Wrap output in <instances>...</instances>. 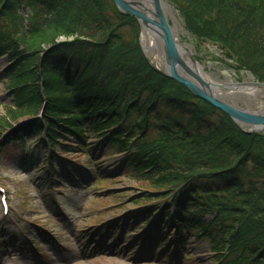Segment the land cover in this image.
Masks as SVG:
<instances>
[{
    "label": "trees",
    "instance_id": "16d2710c",
    "mask_svg": "<svg viewBox=\"0 0 264 264\" xmlns=\"http://www.w3.org/2000/svg\"><path fill=\"white\" fill-rule=\"evenodd\" d=\"M168 1L199 42L217 44L236 71L264 81V0ZM139 32L138 21L113 0H0V56L12 61L5 85L13 99L0 133L25 120L2 145L40 134L35 114L44 96L56 179L72 174L70 167L56 172L64 161L57 153L80 150L89 162L98 144L122 154L123 172L153 191L136 202L164 199L163 214L137 235L138 253L184 264L193 258L183 250L186 232L215 253L214 264H264V134L244 132L157 70L142 52ZM92 138L98 139L89 147ZM40 146L46 148L42 139ZM176 226L174 243L156 248Z\"/></svg>",
    "mask_w": 264,
    "mask_h": 264
},
{
    "label": "rangeland",
    "instance_id": "374dc122",
    "mask_svg": "<svg viewBox=\"0 0 264 264\" xmlns=\"http://www.w3.org/2000/svg\"><path fill=\"white\" fill-rule=\"evenodd\" d=\"M166 1L171 6L166 16L175 29L177 43L187 54H193L197 58L205 67L210 80L227 86L255 80L249 71H236L230 64L231 60L217 44L199 42L191 35L185 29L178 9ZM140 44L142 45L141 37ZM143 49L149 61L156 66L145 52V47ZM9 63L7 56L0 57V118L5 117L6 109L12 103L4 77L5 66ZM212 89L223 92L224 101L240 108L252 112L264 111V90L255 89L248 93L214 87ZM32 143H18L11 147H15V151L2 152L0 155V185L5 188L9 203L6 215L0 204V264H176L172 261L168 263L140 259L139 256H132L134 250L131 247L115 246L110 242L113 234L109 227L117 219H123L122 213L136 205L137 194L145 190L139 182L133 181L124 172L121 174L118 165L111 169L117 157L102 152L101 148L95 149L92 152L94 162H97L95 167L107 179L92 181L87 187L83 185L84 187L76 189L67 188L59 183L52 188L47 185L38 188L43 172L18 165V159L14 155L30 151ZM72 158L84 161V158ZM90 164L85 161L88 167ZM60 167L59 163V169ZM29 169L31 172L24 173ZM99 227L102 233L109 231L104 240V233L101 238L95 235ZM8 232L12 235L10 233L8 236ZM81 233H91V237L83 242ZM94 240L95 245L92 244ZM189 240L183 250L190 252L193 258L184 261V264H213L208 246L201 241ZM98 243L101 248L95 250Z\"/></svg>",
    "mask_w": 264,
    "mask_h": 264
},
{
    "label": "water",
    "instance_id": "95a60500",
    "mask_svg": "<svg viewBox=\"0 0 264 264\" xmlns=\"http://www.w3.org/2000/svg\"><path fill=\"white\" fill-rule=\"evenodd\" d=\"M120 11L133 15L140 26L154 27L162 42V50L168 71L164 72L168 77L185 85L195 95L208 101L213 106L223 110L235 122L247 125L243 128L245 132L257 131L264 133V111L251 112L229 104L213 94L214 88L227 91H250L255 89L264 90V82L242 81L233 85H225L207 80L201 74L196 72L179 53V44L176 42L171 26L167 20L166 14L162 9V0H151L154 10L148 12L142 8L139 0H114ZM189 61L197 63L192 54L189 55ZM182 70V73L178 71Z\"/></svg>",
    "mask_w": 264,
    "mask_h": 264
},
{
    "label": "bare ground",
    "instance_id": "6f19581e",
    "mask_svg": "<svg viewBox=\"0 0 264 264\" xmlns=\"http://www.w3.org/2000/svg\"><path fill=\"white\" fill-rule=\"evenodd\" d=\"M142 4V8L146 9L148 12H151L154 10L153 4L151 0H139ZM162 9L165 12V14H168L169 10L171 9L170 4L166 0H162ZM171 29L173 33H175V29L173 26H171ZM141 41L143 47H145V52L147 55H149V58L154 61L155 65L165 72L168 71V64L165 61L163 50H162V42L160 40V37L158 36L156 30L154 27L150 26H142L141 27ZM179 46V53L185 59V61L199 74H201L204 78L207 80H210V76L208 78L207 71H205V67L197 62V63H192L189 61V54L184 51L182 46ZM178 71L182 73V70L178 68ZM254 90L246 91L248 93L253 92ZM213 94L217 97L222 99V96H224L223 92L219 91H213Z\"/></svg>",
    "mask_w": 264,
    "mask_h": 264
}]
</instances>
